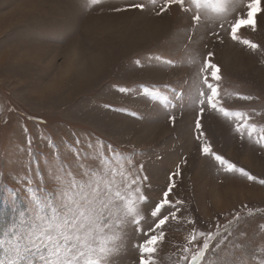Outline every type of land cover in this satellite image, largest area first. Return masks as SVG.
<instances>
[{"label":"rangeland","instance_id":"obj_1","mask_svg":"<svg viewBox=\"0 0 264 264\" xmlns=\"http://www.w3.org/2000/svg\"><path fill=\"white\" fill-rule=\"evenodd\" d=\"M81 3L0 0V236L14 216L13 206L17 213L27 206L22 190L14 201L10 198L11 189L20 188L18 176L28 170L44 182L53 161L65 169L86 164L95 153L73 154L92 144L102 145L109 157L115 154L131 161L134 170L146 177L141 185L146 197L141 205L145 230L152 223L151 210L167 190L168 177L180 165L181 175L173 178L177 187L169 198L185 202L183 222L165 226L166 239L153 257L157 264H176L185 255L182 249L193 227L215 230L219 222L222 230L237 212L245 217L247 241L233 243L251 241L246 252L257 249L264 243L260 236L264 185L258 182L264 179V149L242 140L223 117L206 113L201 131L213 151L257 180L225 173L213 157L200 151L204 138L196 139L194 109L186 108L182 116L177 111L173 124L163 107L144 94L145 88L169 94L181 91L197 71L179 48L189 24L187 15L176 6L160 16L110 11L113 6L123 7L126 0H110L103 10H85ZM244 11L240 9L241 14ZM241 34L264 46V12L257 17L256 31ZM199 35H204L203 30ZM194 47L200 57L214 52L209 59L221 68L226 106L247 111L252 122L264 125V54L227 36L223 43L198 37ZM161 54L174 58V66L148 59ZM237 94L255 99L244 101ZM249 209L252 217L247 216ZM145 238L141 233L133 235L119 264H139L136 245Z\"/></svg>","mask_w":264,"mask_h":264},{"label":"snow or ice","instance_id":"obj_2","mask_svg":"<svg viewBox=\"0 0 264 264\" xmlns=\"http://www.w3.org/2000/svg\"><path fill=\"white\" fill-rule=\"evenodd\" d=\"M262 0H126L123 7L113 6L111 12L137 13L152 12L160 16L173 6L187 15L189 24L183 29L184 41L179 48L188 57V63L197 71L189 78L187 88L169 94L160 88H145L144 94L158 102L165 110L167 119L175 124L179 111L184 114L186 108L195 112V131L197 140L203 137L200 151L211 156L225 173H238L249 181L257 177L243 168L237 167L224 156L213 151L204 132L201 131L202 118L206 113H216L234 125L240 138L264 149V125L252 122L253 116L247 111L232 110L226 106V90L220 66L211 61L214 52L209 50L203 57L195 50V45L209 40L224 42L225 36L233 42L242 44L252 52L264 54V46L253 43L242 36V30H257V17L264 8ZM110 3V0H82V9L91 10ZM245 8L242 14L240 9ZM203 30L204 35H199ZM208 48V43H204ZM149 61H162L165 66H174V58H165V54L149 56ZM199 59V63H198ZM140 64V61H136ZM168 87V86H166ZM121 93L127 92L120 88ZM230 95V94H229ZM239 99L251 101V95H239ZM254 111V110H253ZM259 115V113H256ZM31 144V140L28 141ZM76 145L80 141L75 142ZM81 151L95 153V158L73 169H65L55 161L49 166V178L41 182L36 173L29 175L25 170L18 176L19 189H11L10 198L14 201L19 191L25 192L27 206L16 212L0 236V264H119V258L126 243L136 233L145 239L136 245L141 255L139 264H157L153 258L158 247L165 241V226L171 221L183 222L182 199H170L177 187L175 178L181 175L180 165L169 177L170 183L163 192V198L151 210L152 223L145 230V221L141 205L146 202L142 191V181L146 177L131 161H124L119 155L109 157L102 145L88 144ZM185 163V161H182ZM264 185V179L258 181ZM50 185V186H49ZM178 213L180 215H178ZM254 213L249 209L247 216ZM194 224L195 221L188 220ZM245 217L237 212L221 230L219 222L215 230L202 231L193 227L189 232L185 255L176 264H264V243L251 253L246 243H233L234 240L247 241ZM129 228L132 229L131 233ZM264 241V230L260 233ZM196 246L192 253V246ZM231 246V247H230ZM258 253V254H257ZM190 254V255H189Z\"/></svg>","mask_w":264,"mask_h":264},{"label":"bare ground","instance_id":"obj_3","mask_svg":"<svg viewBox=\"0 0 264 264\" xmlns=\"http://www.w3.org/2000/svg\"><path fill=\"white\" fill-rule=\"evenodd\" d=\"M73 50H74V49H72V51H73ZM75 50H76V49H75ZM79 50H80V49H79ZM80 51H81V50H80ZM80 51H79V52H80ZM73 52H74V51H73ZM77 52H78V51H77ZM77 54H78V53H77ZM77 54H76V55H77ZM73 56H74V54H73ZM77 56H78V55H77ZM74 57H75V56H74ZM93 62H94V61H93Z\"/></svg>","mask_w":264,"mask_h":264}]
</instances>
